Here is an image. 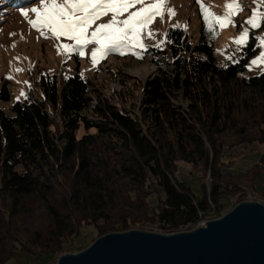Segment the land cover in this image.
<instances>
[{
    "label": "trees",
    "instance_id": "16d2710c",
    "mask_svg": "<svg viewBox=\"0 0 264 264\" xmlns=\"http://www.w3.org/2000/svg\"><path fill=\"white\" fill-rule=\"evenodd\" d=\"M257 38L251 33L239 58L219 66L213 29L203 25L192 45L184 29L171 27L167 48L142 53L172 71L147 81L139 117L100 94L92 104L90 93L98 91L80 73L62 83L42 75V96L31 91L10 114L0 109V264L15 258L20 246L61 249L85 222L97 224L101 234L131 229L113 211L129 204L130 192L138 198L132 205L141 202L146 187L164 195L155 219L166 233L221 210L229 192L222 178L248 177L250 187L236 184L258 191L264 153L245 173L220 169L225 147L264 143V72L245 76ZM179 94L188 110L175 106ZM1 98H10L6 87ZM81 128L86 132L79 137ZM178 161L210 170V192L202 183L197 196L177 180Z\"/></svg>",
    "mask_w": 264,
    "mask_h": 264
},
{
    "label": "rangeland",
    "instance_id": "374dc122",
    "mask_svg": "<svg viewBox=\"0 0 264 264\" xmlns=\"http://www.w3.org/2000/svg\"><path fill=\"white\" fill-rule=\"evenodd\" d=\"M150 2L151 0H146V3ZM240 2L243 11L234 17V24L213 30L217 36L215 56L219 66H224L228 61H235L241 55L244 46L238 48L234 39L241 35L244 28H248L249 36L254 33L258 38H264V24L259 28H252L245 24V21L252 15L254 8H257L258 11H264V4L254 3L253 0H240ZM13 3L14 5H12ZM202 3L206 9L210 8L217 15H223L226 0H202ZM33 7H41L40 0H0V109L8 114L11 113L13 104L17 100H24L29 92L33 91L37 97L42 96L39 84L42 75L51 77L56 75L59 83H62L65 78L80 73L83 77L88 78L98 91L97 94L90 93L92 104L97 103L98 94H100L110 98L119 109L128 111L133 118L139 117L147 81L158 76L160 72L164 71L170 74L172 71V67L167 66L169 64L167 62L158 64L150 58L140 59L136 55L117 53L108 54L106 58L100 59L98 64L94 66L91 60V52L97 46L93 44L87 46L83 57L77 54H71L69 57L65 55L63 49L58 52L56 48L58 41L53 38H43L41 33L29 23V19H36V14L30 11ZM140 7L141 5L131 7L128 12L136 11ZM166 7L174 8L176 15L171 17L166 13L162 20L160 17L155 19V22L150 25V29L156 33L155 36L153 38L145 36L142 40L147 49L156 47L157 44L160 46L156 48H167L168 31L174 25H178L175 28H182L187 32L189 42L192 45L198 42L203 25L211 29L205 23L197 0H170V4ZM22 10L28 11L29 16L25 17ZM127 15L126 12L120 18L123 19ZM110 19L111 13L103 16L96 23H107ZM165 34H167L166 37ZM38 37L40 38L38 39ZM161 41L166 42L161 43ZM61 42L73 43L64 38H61ZM134 50L140 55L143 53L138 47H135ZM261 53H264V46H261L258 39V52L248 63L246 77L264 72V64L252 65V61L257 59ZM17 69L22 70L17 71ZM4 87L7 88L10 97L8 100L1 98ZM174 104L183 110L189 109L188 99L181 94L174 99ZM85 114L96 119L91 110L86 111ZM93 131L95 129L90 130V132ZM85 132L86 130L81 128L78 136H82ZM262 153H264V143L225 147L220 161V169L223 172L235 174L245 173L259 161ZM175 176L177 180L190 186L197 196L201 195L202 183L206 185L209 192L213 186L211 172L203 165L194 166L186 161H178ZM246 178L248 177L242 179L229 177L228 180L222 178L223 187L228 186L225 190L229 191L222 199V209H214L197 224L179 227L176 232L192 230L200 222H207L222 216L240 203H236V201L241 198H247L243 201L253 200L264 203V174L258 180V191L250 188L242 189L237 185L238 183L245 184L248 180ZM59 179L60 181L63 179L62 175L59 176ZM245 185L250 187L251 184ZM135 195V192H130L129 204L113 211L115 219H127L131 229L166 233L162 232L159 222L155 219L158 204L161 203L160 199L164 198V195L156 189L146 187L142 195L143 200L132 205L133 199H138ZM2 201L0 196V206ZM140 203L143 206L147 205V208L141 209ZM221 212L224 213L221 215ZM116 215H119L120 218ZM99 224H102V221ZM102 235L104 234L99 232L97 224L85 222L77 235L63 242V248L58 250L54 248L25 249L20 246V253L6 264H56L62 254L77 253L87 248Z\"/></svg>",
    "mask_w": 264,
    "mask_h": 264
},
{
    "label": "snow or ice",
    "instance_id": "6c2138e0",
    "mask_svg": "<svg viewBox=\"0 0 264 264\" xmlns=\"http://www.w3.org/2000/svg\"><path fill=\"white\" fill-rule=\"evenodd\" d=\"M253 2L264 4V0H253ZM197 3L200 4L205 23L213 30L234 24V17L243 11L240 0H226L223 15H217L210 8L206 9L202 0H197ZM40 4L41 7L30 9L36 14V19H29V23L41 33L43 38L57 40V51L63 49L65 55L69 57L71 54L83 57L88 45H96L97 47L91 52L94 66L110 53L132 54L142 59L143 56L134 49L138 47L141 52L147 51V46L142 42L143 38L145 36L153 38L156 34L150 29V25L157 17L162 20L166 13L171 17L176 15L174 8L166 7L170 4V0H151L150 3H146V0H40ZM136 5L141 7L136 11L128 12L129 8ZM126 12L128 15L121 19L120 17ZM109 13L111 19L107 23H96ZM22 14L25 17L29 16V12L25 10H22ZM245 24L252 28L261 27L264 24V11L254 8ZM176 26L178 25L173 27ZM61 38L73 43H62ZM257 39L260 40L261 46H264V38ZM164 42L166 41H161ZM248 42L249 30L244 28L241 35L234 39V43L238 48H242ZM258 64H264V53L252 61V65ZM21 70L17 69V71Z\"/></svg>",
    "mask_w": 264,
    "mask_h": 264
},
{
    "label": "water",
    "instance_id": "95a60500",
    "mask_svg": "<svg viewBox=\"0 0 264 264\" xmlns=\"http://www.w3.org/2000/svg\"><path fill=\"white\" fill-rule=\"evenodd\" d=\"M56 264H264V203L242 201L189 231L107 233Z\"/></svg>",
    "mask_w": 264,
    "mask_h": 264
},
{
    "label": "built area",
    "instance_id": "2783aa9c",
    "mask_svg": "<svg viewBox=\"0 0 264 264\" xmlns=\"http://www.w3.org/2000/svg\"><path fill=\"white\" fill-rule=\"evenodd\" d=\"M206 224V221H203V222H200V224L197 226H194L193 228L195 229V228H197V227H199V226H202V225H205Z\"/></svg>",
    "mask_w": 264,
    "mask_h": 264
},
{
    "label": "bare ground",
    "instance_id": "6f19581e",
    "mask_svg": "<svg viewBox=\"0 0 264 264\" xmlns=\"http://www.w3.org/2000/svg\"><path fill=\"white\" fill-rule=\"evenodd\" d=\"M162 65H167V64H162ZM167 66H169V65H167Z\"/></svg>",
    "mask_w": 264,
    "mask_h": 264
}]
</instances>
